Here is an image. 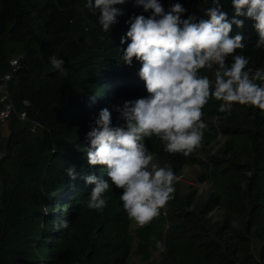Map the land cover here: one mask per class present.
Wrapping results in <instances>:
<instances>
[{
    "label": "trees",
    "instance_id": "16d2710c",
    "mask_svg": "<svg viewBox=\"0 0 264 264\" xmlns=\"http://www.w3.org/2000/svg\"><path fill=\"white\" fill-rule=\"evenodd\" d=\"M160 2L165 10L182 3L183 18L207 19L204 11L212 6V0ZM85 3L0 0V76L10 59L19 60L9 83L15 112L0 136V264H135L133 255L144 264H264V113L258 109L234 105L230 114L220 113L221 101L210 99L202 145L188 156L165 152L158 138L146 139L156 163L171 165L178 177L187 167L198 168V181L209 185L205 198L179 180L160 215L135 229L115 186L102 212L87 207L94 185L83 177L109 178L106 169L88 165L76 145L89 146L87 133L101 109L112 112L116 126L122 121L114 106L147 95L138 75L142 65L121 60L127 44L120 40L129 17L151 13L132 3L117 6L125 14L104 32L99 13ZM221 4L232 17L231 0ZM240 19L244 28L233 26L231 34L245 36L242 54L254 71L264 67V49L254 48V22ZM52 55L64 59L67 77L52 68ZM70 166L75 180L66 173ZM61 220L67 228L58 227Z\"/></svg>",
    "mask_w": 264,
    "mask_h": 264
},
{
    "label": "clouds",
    "instance_id": "9594fccd",
    "mask_svg": "<svg viewBox=\"0 0 264 264\" xmlns=\"http://www.w3.org/2000/svg\"><path fill=\"white\" fill-rule=\"evenodd\" d=\"M127 3L151 13L129 17L128 30L120 40L121 45L127 44L120 49L121 60L128 66L134 60L142 65L138 75L147 95L115 105L122 121L116 126L112 112L101 109L87 133L89 146L82 150L76 145V150L86 154L88 165L106 169L109 178L83 177L87 185H94L87 207L102 212L106 193L115 186L122 190L119 199L128 220L134 227H144L174 198L180 179L171 165L153 162L146 139L158 138L169 154L190 155L202 145L207 127L203 109L212 98L221 101L220 113L230 114L234 105L264 113V67L250 69V58L242 54L245 36L231 34L233 26L244 28L240 17L249 19L258 34L254 48L264 49V0H231L232 17L222 10L221 0H212L204 11L207 19L183 18L187 9L182 3H172L165 10L160 0H86L85 8L93 15L99 13L98 24L109 32L125 14L117 6ZM50 64L67 77L64 59L52 55ZM66 173L77 178L74 166ZM58 227L67 228L68 221L61 220Z\"/></svg>",
    "mask_w": 264,
    "mask_h": 264
},
{
    "label": "built area",
    "instance_id": "2783aa9c",
    "mask_svg": "<svg viewBox=\"0 0 264 264\" xmlns=\"http://www.w3.org/2000/svg\"><path fill=\"white\" fill-rule=\"evenodd\" d=\"M19 69L18 58L9 60V70L0 76V136H4V129L7 131V123L11 115L15 112L14 105L10 101L9 83L16 71ZM19 118L24 120L26 118L25 112L19 114ZM34 130V127H32ZM1 156V153H0ZM0 202H1V182H0Z\"/></svg>",
    "mask_w": 264,
    "mask_h": 264
},
{
    "label": "rangeland",
    "instance_id": "374dc122",
    "mask_svg": "<svg viewBox=\"0 0 264 264\" xmlns=\"http://www.w3.org/2000/svg\"><path fill=\"white\" fill-rule=\"evenodd\" d=\"M4 136L7 135V132H6V129H4ZM154 163H156V161L154 160L153 161ZM198 168H195V167H187L183 174L179 177L180 179V182L182 184H184L185 186H188L189 188H187V191L188 192H191V191H195L197 195H201L203 198L206 197L208 191H209V185L208 183H200L197 179V175L199 174L198 173ZM216 215V214H214ZM132 228L135 229L137 227H134L132 225ZM160 247V246H158ZM157 255L158 254H154L152 259H156L157 258ZM131 261L135 264H144V263H141L139 261V256H136V255H133L131 257Z\"/></svg>",
    "mask_w": 264,
    "mask_h": 264
}]
</instances>
